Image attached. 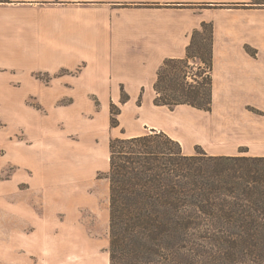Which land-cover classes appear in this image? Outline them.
I'll list each match as a JSON object with an SVG mask.
<instances>
[{"label":"crops","instance_id":"0c3cea01","mask_svg":"<svg viewBox=\"0 0 264 264\" xmlns=\"http://www.w3.org/2000/svg\"><path fill=\"white\" fill-rule=\"evenodd\" d=\"M202 22L213 27L211 110L185 106L217 116L218 135L213 142L205 127L196 142L217 148L209 154L264 156V5L254 0L0 2V91L35 90L34 73L44 72V91L63 92L74 105L78 93H95L104 113L110 100L118 104L126 136L169 135L164 106L153 104L157 70L185 56Z\"/></svg>","mask_w":264,"mask_h":264},{"label":"trees","instance_id":"16d2710c","mask_svg":"<svg viewBox=\"0 0 264 264\" xmlns=\"http://www.w3.org/2000/svg\"><path fill=\"white\" fill-rule=\"evenodd\" d=\"M212 49L202 22L185 56L158 68L153 104L210 111ZM119 111L111 105L110 126ZM108 164V264H264V156L186 154L150 129L111 138Z\"/></svg>","mask_w":264,"mask_h":264},{"label":"rangeland","instance_id":"374dc122","mask_svg":"<svg viewBox=\"0 0 264 264\" xmlns=\"http://www.w3.org/2000/svg\"><path fill=\"white\" fill-rule=\"evenodd\" d=\"M34 78L35 90L0 91V264H108V143L128 134L110 126L111 105L117 119L120 106L110 100L104 113L95 93L76 94L74 105L44 91L48 74ZM163 110L184 153L217 150L196 142L205 127L217 141V116L185 105Z\"/></svg>","mask_w":264,"mask_h":264}]
</instances>
